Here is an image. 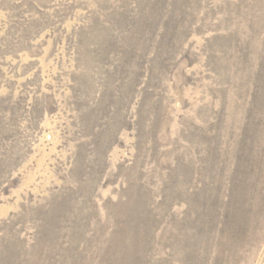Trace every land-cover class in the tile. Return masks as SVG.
<instances>
[{
    "label": "rangeland",
    "instance_id": "rangeland-1",
    "mask_svg": "<svg viewBox=\"0 0 264 264\" xmlns=\"http://www.w3.org/2000/svg\"><path fill=\"white\" fill-rule=\"evenodd\" d=\"M135 1L0 0V247L5 239L32 241L48 215L60 228L74 222L89 230L120 214L135 133L120 135L115 125L112 139L91 135L102 83L89 68V39L79 50L72 34ZM232 2L240 47L231 84L212 93L204 78L211 34L200 31L191 81L173 90L165 141L175 140L181 122L213 138L209 151L189 146L197 173L166 217L153 264H264V0ZM44 4L59 22L55 31L18 52L4 47L13 24L40 18Z\"/></svg>",
    "mask_w": 264,
    "mask_h": 264
},
{
    "label": "trees",
    "instance_id": "trees-1",
    "mask_svg": "<svg viewBox=\"0 0 264 264\" xmlns=\"http://www.w3.org/2000/svg\"><path fill=\"white\" fill-rule=\"evenodd\" d=\"M232 1L137 0L116 8L109 19L93 20L73 32L79 50L83 38L89 39V68L102 83L95 82L103 92L99 98L103 112L98 102L92 106L96 115L91 135L112 139L115 125L120 135L135 133V162L125 170L127 187L120 214H110L105 227L89 230L74 222L60 228L54 215L55 223L49 221L50 215L43 217L32 241L4 240L0 264H89V260L153 264L158 260L166 217L184 201L181 191L190 188L197 173L189 146L205 143L209 151L213 138L199 126L191 129L181 122L175 140L165 141L176 100L173 90L191 81L187 70L198 62L192 38L200 31L211 34L205 44L204 78L212 84V93L231 84L233 53L240 47L233 30ZM46 10L44 4L40 18L14 23L3 46L18 52L42 32L54 30L59 22ZM60 30L56 31L62 35ZM138 165L142 168L136 173ZM149 165L153 167L148 170Z\"/></svg>",
    "mask_w": 264,
    "mask_h": 264
}]
</instances>
